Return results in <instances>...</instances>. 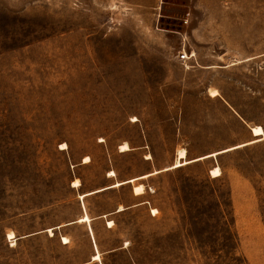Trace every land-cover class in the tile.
I'll use <instances>...</instances> for the list:
<instances>
[{
	"label": "rangeland",
	"instance_id": "rangeland-1",
	"mask_svg": "<svg viewBox=\"0 0 264 264\" xmlns=\"http://www.w3.org/2000/svg\"><path fill=\"white\" fill-rule=\"evenodd\" d=\"M255 125L264 0H0V264H264Z\"/></svg>",
	"mask_w": 264,
	"mask_h": 264
},
{
	"label": "bare ground",
	"instance_id": "bare-ground-1",
	"mask_svg": "<svg viewBox=\"0 0 264 264\" xmlns=\"http://www.w3.org/2000/svg\"><path fill=\"white\" fill-rule=\"evenodd\" d=\"M252 135L254 136V138L252 139V140H250V141H248V142H245V143H242V144H239V145H236V146H234L235 148L236 147H241V146H244V145H246V144H249V143H254V142H258V141H262V140H264V128L261 126V125H255V126H253L252 127ZM64 146H62V148L63 149H65L66 147H67V145L64 143L63 144ZM120 149L122 150V151H126V150H129L130 149V146L128 145V143H123L121 146H120ZM148 159H149V156L147 157ZM196 160H198V158H195V159H188L187 158V151L185 150V149H179L178 150V152H177V156H176V160H175V163H174V165L173 166H171L170 168H177V167H180V166H183V165H185V164H188V163H191V162H194V161H196ZM90 161V158L89 157H86L85 159H84V163H87V162H89ZM154 173H157V171H155ZM153 173V174H154ZM210 174L213 176V177H217V176H220L221 175V170H220V168L219 167H214L213 169H211V172H210ZM109 176L111 177V176H116V173H115V171H111L110 173H109ZM146 176H148V175H145V176H141V177H139V178H142V177H146ZM139 178H130V179H128V180H126V181H115L113 184H112V186L111 187H116V186H120V185H122V184H125V183H133L134 185H133V190H134V192H135V194H143L145 191V188H144V185L143 184H135L134 182L135 181H137ZM81 182H80V180L79 179H76L75 181H73V183H72V187H74V188H80L81 187ZM97 191H99V190H97ZM94 192H96V191H94ZM90 193H93V192H90ZM90 193H87V195L88 194H90ZM86 194H80L79 195V199H81V198H84V196H85ZM119 209H118V211H122V210H124L125 208L122 206V205H120L119 207H118ZM153 212L154 213H157V210H153ZM77 222H79V223H91V218L89 217V215L88 214H84L83 216H81V217H79V219H77ZM112 222L113 221H109V227H112V225H110V224H112ZM59 228L61 227V226H58ZM58 227H55V228H58ZM55 228H51V229H49L48 231L50 232V234L52 235L53 234V230L55 229ZM9 234V237L10 238H12V237H15V235H14V233L13 232H9L8 233ZM63 242H64V244H67V243H69L70 242V240H69V238L68 237H63ZM102 260V258H101V254H100V252H97V253H95L94 255H93V261H98V262H100Z\"/></svg>",
	"mask_w": 264,
	"mask_h": 264
},
{
	"label": "crops",
	"instance_id": "crops-1",
	"mask_svg": "<svg viewBox=\"0 0 264 264\" xmlns=\"http://www.w3.org/2000/svg\"><path fill=\"white\" fill-rule=\"evenodd\" d=\"M192 33H193V35H194V38L197 40L198 38L200 39V37H201V32L199 31V29H197V28H194V30H192ZM190 52H194L195 53V56L193 57L194 58V61H197V53L199 54V52H200V50H199V47H197V46H195V49H191V51ZM189 52V53H190ZM108 176H109V174H108ZM142 176H145V175H142ZM110 177V176H109ZM111 177H114V176H111ZM139 177H141V176H138V177H133V178H139ZM147 177V176H146ZM142 178H145V177H142ZM130 179V178H129ZM139 179H141V178H139ZM128 180V179H127ZM123 181H126V180H123ZM113 184V183H112ZM112 184H110V185H108V186H105V187H101V188H99V189H96V190H94V191H96V192H94V191H89V192H85V193H80V194H86L85 196H84V198H81L80 200H82V205H83V208H84V213H83V215L84 214H87V212H86V208L88 207V206H86L85 205V202H84V199H85V197L86 196H89V195H91V194H93V193H97V192H101V191H105V190H108V189H111V188H114V187H111L112 186ZM128 183H125V184H122V185H120V186H125V185H127ZM116 187H119V186H116ZM97 190H99V191H97ZM90 192H93V193H90ZM87 193H90V194H88L87 195ZM79 194V195H80ZM139 195H141V194H135V192H134V195H132V200H131V202H135L136 201V203L137 204H141L142 202L141 201H138L139 200ZM141 202V203H140ZM135 203V204H136ZM120 206V205H119ZM119 209V208H118ZM82 215V216H83ZM79 219V218H78ZM92 220V219H91ZM111 222V221H110ZM89 224V223H88ZM111 225H113V222H112V224ZM91 229V228H90ZM91 231V233H92V229L90 230ZM92 236H94V233H93V235ZM95 239V238H94ZM95 241V240H94ZM94 246H95V248H96V251L94 252V254L95 253H97V252H100L99 250H98V247H97V244H96V242H95V244H94ZM93 254V255H94ZM101 254V253H100ZM93 255H92V260H93ZM100 264H102V260L100 261Z\"/></svg>",
	"mask_w": 264,
	"mask_h": 264
},
{
	"label": "built area",
	"instance_id": "built-area-1",
	"mask_svg": "<svg viewBox=\"0 0 264 264\" xmlns=\"http://www.w3.org/2000/svg\"><path fill=\"white\" fill-rule=\"evenodd\" d=\"M195 56V53L194 52H190V53H188L187 51H183L181 54H180V59H182V60H187V59H189V58H191V57H194ZM152 213L155 215L156 213H154L153 211H152Z\"/></svg>",
	"mask_w": 264,
	"mask_h": 264
}]
</instances>
